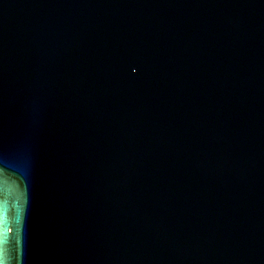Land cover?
<instances>
[{
  "label": "water",
  "instance_id": "obj_1",
  "mask_svg": "<svg viewBox=\"0 0 264 264\" xmlns=\"http://www.w3.org/2000/svg\"><path fill=\"white\" fill-rule=\"evenodd\" d=\"M0 264H264V0H0Z\"/></svg>",
  "mask_w": 264,
  "mask_h": 264
}]
</instances>
